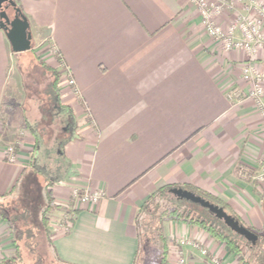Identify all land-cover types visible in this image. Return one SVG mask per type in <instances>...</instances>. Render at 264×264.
I'll return each instance as SVG.
<instances>
[{
    "label": "crops",
    "instance_id": "0c3cea01",
    "mask_svg": "<svg viewBox=\"0 0 264 264\" xmlns=\"http://www.w3.org/2000/svg\"><path fill=\"white\" fill-rule=\"evenodd\" d=\"M232 1L251 17L264 7V0H253L255 8L249 0ZM14 2L31 44L38 38L49 49V67L68 71L76 91L57 82L55 104L42 103L37 122L30 121L23 103L13 104L22 93L10 73L17 52L0 30V196L19 193L30 172L47 181L57 205L48 230L60 260L132 264L135 216L167 185L219 198L244 226L264 230V184L253 179L264 171V122L242 77L250 68L264 78V50H224L207 35L193 0ZM232 15L219 16L223 30ZM9 146L13 162L5 160ZM71 187L102 197L76 207ZM71 202L77 211L64 228ZM163 230L167 264L180 256L193 264H209L212 256L237 264L223 243L196 226L166 220ZM11 240L0 220V260L12 256Z\"/></svg>",
    "mask_w": 264,
    "mask_h": 264
},
{
    "label": "trees",
    "instance_id": "16d2710c",
    "mask_svg": "<svg viewBox=\"0 0 264 264\" xmlns=\"http://www.w3.org/2000/svg\"><path fill=\"white\" fill-rule=\"evenodd\" d=\"M8 10L13 11L12 8ZM41 65L43 72L49 73L52 77L46 89L47 100L52 107L58 97L56 84L59 74L46 64L41 63ZM178 188L188 190L211 204L223 208L241 226L256 235L253 230L244 226L239 217L219 198L189 185L181 187L167 185L151 193L135 216L137 249L132 264H167L170 245L163 230V223L166 220L186 223L204 230L216 242L223 243L226 253L231 255L237 264H264V240L259 238V244L253 246L242 236L231 231L207 208L177 197L173 190ZM10 195H2L0 200L5 201ZM45 199L48 204L42 209L38 222H35L33 218L31 206L23 202L21 193L14 202L13 200L0 202V220L7 226L11 234L14 249L12 256L0 260V264H27L22 257L20 242H23V248L25 247L27 250L28 257H32L30 264H67L56 255L50 240L49 220L46 216L48 211L53 209L50 191L45 193ZM76 211L74 206H71V215ZM38 243L40 244L39 248Z\"/></svg>",
    "mask_w": 264,
    "mask_h": 264
},
{
    "label": "built area",
    "instance_id": "2783aa9c",
    "mask_svg": "<svg viewBox=\"0 0 264 264\" xmlns=\"http://www.w3.org/2000/svg\"><path fill=\"white\" fill-rule=\"evenodd\" d=\"M209 0H193V4L198 11L203 28L207 35L215 42L221 43L222 47L226 51L237 50L246 52L249 55L255 54L258 50H264V37L262 35V23L264 21V7H258L257 13L259 16L251 17L248 14L240 13L236 10L232 0L222 3L223 7L219 5L217 0L215 2H208ZM241 1V0H240ZM239 1V2H240ZM254 1L249 0L248 7H254ZM224 8V9H223ZM228 10L233 12V21L223 30L218 23V15L223 11ZM238 34V35H236ZM65 77V84L74 93L75 81L71 77L68 71L63 72ZM242 77L248 80L251 84L248 98L255 104L256 111L260 118L264 122V88L262 75L256 74L252 69L245 68L242 70ZM5 160L7 162H13L15 160L13 147L9 146L5 151ZM253 179L258 184H264V171L256 174ZM76 198V204L97 203L102 197L100 192L90 193L87 188H76L73 193ZM71 215L63 219L62 224L64 228L70 226ZM1 251V246H0ZM202 255H207L206 250H201ZM209 264H223L217 257H210L208 259ZM176 264H193V262L183 256L178 257Z\"/></svg>",
    "mask_w": 264,
    "mask_h": 264
},
{
    "label": "rangeland",
    "instance_id": "374dc122",
    "mask_svg": "<svg viewBox=\"0 0 264 264\" xmlns=\"http://www.w3.org/2000/svg\"><path fill=\"white\" fill-rule=\"evenodd\" d=\"M219 2V5L223 7L222 3L224 0H217ZM208 2L212 3L215 2L214 0H209ZM224 9V8H223ZM198 12V11H197ZM7 13L10 17L13 15V11L7 10ZM221 15V14H220ZM218 15L217 17L219 18ZM217 18V19H218ZM228 25L233 21L232 17H228ZM31 49L22 53H16L12 55V68L10 70L11 75L16 74L18 76L17 85L22 89L21 95L14 96V103L15 106H20L22 103V107H26L28 109V119L32 122H37V110L38 107L41 106L43 103L48 102V92L46 91L48 84L51 82L52 77L49 75V73L43 72L42 64H46L47 66V54H49V49L47 50L46 47H40L39 46V40L36 38L32 41ZM51 57H54L55 62L57 63L56 54L54 52H50ZM55 70V69H54ZM58 74L59 71L55 70ZM65 82V77L61 74H59V82ZM56 88L59 89L58 84L56 85ZM48 104V103H47ZM46 104V105H47ZM43 106V105H42ZM37 119V120H36ZM255 176V175H254ZM253 176V177H254ZM47 181L40 177L36 173H29L27 177H25L19 184L18 190L19 193L10 195L6 198L5 201H16L18 199L19 194L21 193V197L23 199V202L31 206L32 208V215L35 220V222H38L41 218V211L48 204V201L45 199V193L47 191H50L45 184ZM76 191L75 187H71V201H76L75 197L73 196V193ZM52 196V195H51ZM3 200H0V202ZM3 201V202H5ZM52 197H51V205L53 206V209L48 211L46 216L49 220L50 213L54 212V209L57 208V205L52 204ZM77 203V202H75ZM71 202V206H72ZM75 206V205H74ZM79 204H76V207H78ZM71 218H73V215H71ZM49 223V221H48ZM253 230L257 237L264 240V230ZM22 247V257L25 259L24 262L27 264H30V259L32 257H28V252L23 248V242H20ZM38 243V248H39Z\"/></svg>",
    "mask_w": 264,
    "mask_h": 264
},
{
    "label": "water",
    "instance_id": "95a60500",
    "mask_svg": "<svg viewBox=\"0 0 264 264\" xmlns=\"http://www.w3.org/2000/svg\"><path fill=\"white\" fill-rule=\"evenodd\" d=\"M9 8L13 9L12 17L7 13ZM28 28L27 19L22 15L20 9L17 8L14 0H0V30L4 31L13 52L20 53L31 49V34ZM173 193L181 199L189 200L207 208L211 214L221 220L231 231L242 236L253 246L259 244V238L247 228L241 226L223 208L211 204L188 190L178 188L174 189Z\"/></svg>",
    "mask_w": 264,
    "mask_h": 264
}]
</instances>
